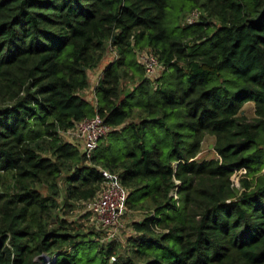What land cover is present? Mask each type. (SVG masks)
<instances>
[{
	"label": "trees",
	"instance_id": "obj_1",
	"mask_svg": "<svg viewBox=\"0 0 264 264\" xmlns=\"http://www.w3.org/2000/svg\"><path fill=\"white\" fill-rule=\"evenodd\" d=\"M142 50L163 66L152 79ZM108 51L91 103L87 72ZM95 113L111 129L86 160L59 132ZM206 134L216 156L199 159ZM99 167L143 211L123 254L52 216L57 180L70 207L96 194ZM4 174L0 264H264V0H0Z\"/></svg>",
	"mask_w": 264,
	"mask_h": 264
},
{
	"label": "built area",
	"instance_id": "obj_2",
	"mask_svg": "<svg viewBox=\"0 0 264 264\" xmlns=\"http://www.w3.org/2000/svg\"><path fill=\"white\" fill-rule=\"evenodd\" d=\"M199 14L200 12L197 9L187 12L183 23L192 24L196 22ZM136 58L145 76L150 79L157 76L163 68L156 55L149 50L138 51ZM110 129L111 127L104 122L103 117L95 113L90 117L74 122L71 127L61 130L59 134L67 138L68 142L76 145L86 160H89L99 140ZM100 170L103 176L100 187L96 194L84 203L88 206L94 227L98 230L111 232V236L114 234L113 231L121 226L124 216L128 212L125 203L126 189L122 186L116 174L110 173L106 169L100 168ZM238 172L244 173V170ZM113 259L114 257L112 256L110 260L112 261Z\"/></svg>",
	"mask_w": 264,
	"mask_h": 264
},
{
	"label": "rangeland",
	"instance_id": "obj_3",
	"mask_svg": "<svg viewBox=\"0 0 264 264\" xmlns=\"http://www.w3.org/2000/svg\"><path fill=\"white\" fill-rule=\"evenodd\" d=\"M113 53H114L113 51H108L104 55L103 59L98 63L96 68H94L91 72H89V85L85 90L81 92V95L85 97L91 103L95 102L93 88H94L95 82H97L96 80L98 78L97 75H98L99 69L101 68V66H103L107 62V60L112 58V56L114 55ZM132 82H133L132 80H125L124 82H122L123 88L124 89L128 88L132 84ZM241 113L245 115L247 119H251L252 117H254L253 103L246 102L242 107ZM60 138L64 141L67 140V138L63 137L61 134H60ZM213 140L214 138L212 135L206 134L204 136L202 140V144H201V150L198 154L199 159L211 158V157L216 156L213 148L209 147L213 143ZM43 154H48V153L43 152ZM65 173H66V168H63L62 178ZM242 177H243V173L236 172L235 175L231 177L233 185L236 187H239L240 178ZM11 185H12V178L10 174L0 175V191L7 189ZM36 188L40 191L42 195L53 196L48 186L44 183H38L36 185ZM57 192H58L57 196L53 198H56L57 202H59V205L55 209L52 210V216L57 215L59 217H63L67 220V222H70L72 226L74 225L75 227H78L82 230L94 228L98 233H100L99 234L100 238L103 241L115 240V242H117V252L118 253L123 254L124 252L127 251L128 245H127L126 238L130 235V233L133 232L131 228V222L133 220L140 219L143 214V211L128 210V212L124 216L121 226L118 229L114 230L113 231L114 234L110 236L111 232L104 231V230H98L94 227L91 221L90 211L86 203L74 202L73 205L70 207L61 205L62 203L61 197L63 194V179L57 180Z\"/></svg>",
	"mask_w": 264,
	"mask_h": 264
},
{
	"label": "crops",
	"instance_id": "obj_4",
	"mask_svg": "<svg viewBox=\"0 0 264 264\" xmlns=\"http://www.w3.org/2000/svg\"><path fill=\"white\" fill-rule=\"evenodd\" d=\"M102 67L103 66H101V68L99 69V72H98V75H97V77L99 78V76H100V73H101V69H102ZM93 69H91L90 71L88 70V72H87V77H88V82H89V72H91ZM98 78H97V80L96 81H98ZM97 82H95V84H96ZM95 86V85H94ZM85 98V97H84Z\"/></svg>",
	"mask_w": 264,
	"mask_h": 264
},
{
	"label": "water",
	"instance_id": "obj_5",
	"mask_svg": "<svg viewBox=\"0 0 264 264\" xmlns=\"http://www.w3.org/2000/svg\"><path fill=\"white\" fill-rule=\"evenodd\" d=\"M212 145H213V144H211L209 147L212 148Z\"/></svg>",
	"mask_w": 264,
	"mask_h": 264
}]
</instances>
